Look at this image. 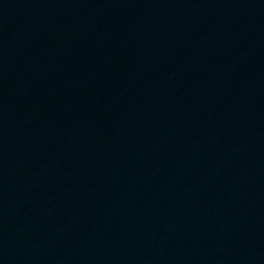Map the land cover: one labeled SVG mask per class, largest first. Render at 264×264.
<instances>
[{
	"label": "water",
	"instance_id": "obj_1",
	"mask_svg": "<svg viewBox=\"0 0 264 264\" xmlns=\"http://www.w3.org/2000/svg\"><path fill=\"white\" fill-rule=\"evenodd\" d=\"M0 264H264V0H0Z\"/></svg>",
	"mask_w": 264,
	"mask_h": 264
}]
</instances>
